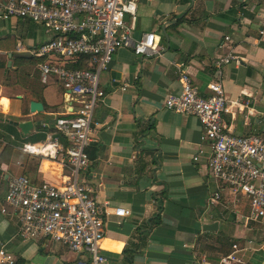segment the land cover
I'll list each match as a JSON object with an SVG mask.
<instances>
[{
    "label": "crops",
    "instance_id": "0c3cea01",
    "mask_svg": "<svg viewBox=\"0 0 264 264\" xmlns=\"http://www.w3.org/2000/svg\"><path fill=\"white\" fill-rule=\"evenodd\" d=\"M146 32L157 35L159 52L137 56L132 44ZM51 37L29 19L0 18V246L23 264H75L78 257L48 240L22 239L20 220L4 201L13 176L58 185L70 174L58 158L21 147L54 134L55 119L70 110L59 80L30 62ZM228 54L238 62L218 69ZM180 68L201 94L218 81L227 99L240 103L222 114L228 128L264 137V0H137L130 40L100 74L105 97L93 112L90 163L81 173L100 203L130 210L109 216L102 252L112 264H218L236 242L244 264H264V219L246 221L248 199L211 177L198 118L164 106L180 91ZM30 101L42 111L30 112ZM23 119L33 122L27 134L11 122ZM210 223L215 229H203Z\"/></svg>",
    "mask_w": 264,
    "mask_h": 264
},
{
    "label": "built area",
    "instance_id": "2783aa9c",
    "mask_svg": "<svg viewBox=\"0 0 264 264\" xmlns=\"http://www.w3.org/2000/svg\"><path fill=\"white\" fill-rule=\"evenodd\" d=\"M137 0H0V18L29 19L53 34L34 54L43 57L39 69L43 77L55 76L62 85L70 110L55 119V133L36 144L21 147L32 154L59 159L69 169L61 184L43 181L36 184L25 175L8 180L4 201L20 220L18 235L24 240H48L77 253L75 264H112L102 252L101 241L110 215L126 217L130 210L110 207L97 200L96 188L83 180L82 171L89 163L87 148L93 141L92 122L95 107L105 97L100 74L113 54L130 40L136 19ZM130 16L127 24L125 16ZM19 49V48H18ZM137 56L159 52L157 35L146 32L132 44ZM86 58L82 68H67L64 61ZM234 59L228 54L216 61ZM178 93L167 95L166 109L198 118L208 142L207 168L213 179L224 183L233 194L249 201L247 221L264 219V137L237 134L222 120L232 104L218 81L207 84L209 94H201L190 75L179 69ZM126 85L122 87L124 90ZM63 138V140H61ZM202 149L193 156L198 161ZM214 193L211 202H216ZM5 211V207L2 209ZM264 234V233H263ZM218 264H244L236 242ZM0 264H17V259L0 246Z\"/></svg>",
    "mask_w": 264,
    "mask_h": 264
},
{
    "label": "water",
    "instance_id": "95a60500",
    "mask_svg": "<svg viewBox=\"0 0 264 264\" xmlns=\"http://www.w3.org/2000/svg\"><path fill=\"white\" fill-rule=\"evenodd\" d=\"M19 55H24V52H19L17 53ZM43 109V105L41 102L39 101H30L29 103V111L30 112H38V111H42ZM13 124H15L23 134H27L29 132V130L33 127V122L30 119H23L20 121H11ZM216 223H210V224H206L203 226V229L205 230H210V229H215Z\"/></svg>",
    "mask_w": 264,
    "mask_h": 264
},
{
    "label": "trees",
    "instance_id": "16d2710c",
    "mask_svg": "<svg viewBox=\"0 0 264 264\" xmlns=\"http://www.w3.org/2000/svg\"><path fill=\"white\" fill-rule=\"evenodd\" d=\"M85 59L86 58H84V57L79 58V59H75V58L68 59V60L64 61V65L67 68H82L84 66ZM42 61H44V58L43 57H39V56H33L32 59L30 60V62H34V63L42 62ZM87 152H88V155H89L88 148H87ZM17 264H23V262L17 260Z\"/></svg>",
    "mask_w": 264,
    "mask_h": 264
},
{
    "label": "rangeland",
    "instance_id": "374dc122",
    "mask_svg": "<svg viewBox=\"0 0 264 264\" xmlns=\"http://www.w3.org/2000/svg\"><path fill=\"white\" fill-rule=\"evenodd\" d=\"M57 245L62 246V245H60V244H57ZM62 247H64V246H62Z\"/></svg>",
    "mask_w": 264,
    "mask_h": 264
}]
</instances>
